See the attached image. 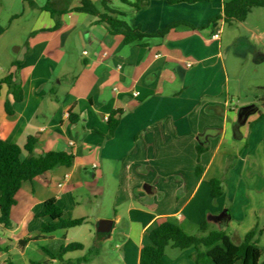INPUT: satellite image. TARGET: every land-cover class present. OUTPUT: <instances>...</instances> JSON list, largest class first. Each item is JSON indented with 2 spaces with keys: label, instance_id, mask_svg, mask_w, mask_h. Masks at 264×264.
<instances>
[{
  "label": "crops",
  "instance_id": "crops-1",
  "mask_svg": "<svg viewBox=\"0 0 264 264\" xmlns=\"http://www.w3.org/2000/svg\"><path fill=\"white\" fill-rule=\"evenodd\" d=\"M122 3H110L116 16L145 34L176 21L205 29L179 25L164 39L127 44L97 17L68 11L54 18L43 10L2 79L11 78L22 98L15 100L9 85L0 84V141L19 145L23 159L64 151L74 162L22 184L11 211L14 227L0 228V263L107 264L104 234L117 264H140L150 230L166 218L187 225L190 235L208 219L210 228L226 231L236 244L257 229L255 241L264 248V110L240 118L235 98L242 73L228 65L235 51L252 65L264 64L260 8L238 23L245 32L225 43L226 23L209 25L224 0H140L139 8ZM116 111L118 124L109 136ZM30 138L38 142L34 154L24 149ZM213 179L223 189L217 199ZM50 199L66 218L86 219L77 227L94 236L90 245L77 239L76 227L42 233L53 222L41 215ZM103 221L109 222L105 233L99 232ZM25 238L32 241L20 247ZM72 242L84 244L77 258L71 252L60 263L46 252ZM193 252L169 248L164 264H194Z\"/></svg>",
  "mask_w": 264,
  "mask_h": 264
},
{
  "label": "trees",
  "instance_id": "trees-1",
  "mask_svg": "<svg viewBox=\"0 0 264 264\" xmlns=\"http://www.w3.org/2000/svg\"><path fill=\"white\" fill-rule=\"evenodd\" d=\"M73 1H77L76 6H72ZM112 0H48L42 10L49 11L54 18L68 11L84 12L91 16L97 17L98 22L105 23L110 32L113 34H122L127 44L146 45L148 39L161 38L179 25H186L192 29L203 30L205 27H195L192 24L183 21L170 23L165 28L160 29L155 34H145L140 27H134L127 24L116 16V11L111 8ZM132 7L139 8V1L129 2ZM170 3H196L203 0H168ZM264 7V0H224L223 11L220 15L215 16L209 25L217 29L219 21L223 20L226 24L233 22L243 23L254 8ZM19 17L16 15L14 18ZM59 26V25H58ZM5 32V27L0 23V36ZM2 82L7 83L11 92L14 94L15 100H20L22 94L18 96L20 91L11 78L7 77ZM258 110L256 106L250 107L248 112ZM8 110V109H7ZM11 112L10 110H8ZM120 113L116 111L109 118L110 133L113 135L118 120L113 117ZM264 114L260 112V117ZM37 140L30 138L25 145V150L29 154H34L37 146ZM199 153L203 152V148H199ZM74 162V155L64 151H49L41 155H34L26 159L22 158V148L13 143L0 141V228L11 230L14 225L11 219V211L17 204V193L21 189L22 184L26 181H32L47 171L55 168L66 166L71 167ZM212 195L215 199L223 195L221 181L213 179ZM42 216L50 217L53 222L46 224L42 228V233H52L57 229H69L81 226L86 222L85 218H66L62 209L55 199L46 201ZM199 234H188V227L183 223H179L173 219L166 218L158 222L150 230L149 238L151 244L145 246L141 250L140 264H164V257L167 249L173 248L181 251L194 249L191 259L194 264H264V248L259 246L255 241L257 229L251 230L244 238L241 244H236L226 231L221 229H212L208 219L198 225ZM37 236L34 239H39ZM32 238H25L19 242L20 247H25ZM84 249V244L72 242L64 245L58 253L46 252L52 260L60 263L65 261L68 253L80 251ZM8 251V248H6ZM8 264H12L8 260ZM48 264V263H35ZM66 264H74L67 261Z\"/></svg>",
  "mask_w": 264,
  "mask_h": 264
},
{
  "label": "rangeland",
  "instance_id": "rangeland-1",
  "mask_svg": "<svg viewBox=\"0 0 264 264\" xmlns=\"http://www.w3.org/2000/svg\"><path fill=\"white\" fill-rule=\"evenodd\" d=\"M33 1L34 4L31 2ZM48 0H0V23L5 27V32L0 36V84H3L2 79L9 73L12 68V60L22 52L21 49L25 48L27 45L30 33L36 27L37 23L42 19L43 10L42 6L46 4ZM135 1V0H133ZM33 4V5H32ZM120 0H113V5L122 6ZM125 8V7H124ZM258 9L264 16V7H259ZM16 15L19 17L14 18ZM252 17L250 19V22ZM250 24V23H249ZM251 25L253 23L251 22ZM261 29H264V19L257 24ZM238 23L233 22L231 24L223 25L224 28V40L225 43H229L235 37L240 35L245 30L238 27ZM227 46V44H226ZM259 53H263V47L258 49ZM228 65L232 71L234 67L237 68L242 73V88L240 89V98L236 97L235 101L241 100L239 107L248 108L251 107L247 102L255 101L256 107L261 111L264 110V64H259L257 66L252 65L249 61L246 62L245 55L240 51H235L234 57L229 59ZM253 79L249 80V76ZM235 80H231V90L235 93ZM261 86V87H260ZM241 109V110H242ZM94 227H92V230ZM77 233V239L84 241L85 244H91L94 236H90L89 232L84 229L76 227L72 231ZM94 232V230H93ZM96 234V233H95ZM105 244H108L106 249V254L104 255L107 260V264H117L115 261V255L110 237L104 234L100 235ZM109 236V235H108ZM108 238V240H107ZM264 245V244H263ZM106 246V245H105ZM100 250V249H99ZM99 250L92 251L94 253L100 252ZM86 253V252H85ZM89 254V255H92ZM81 255V252H74L70 254V257L77 258ZM264 259V258H263ZM110 262V263H109ZM101 264V263H97Z\"/></svg>",
  "mask_w": 264,
  "mask_h": 264
},
{
  "label": "water",
  "instance_id": "water-1",
  "mask_svg": "<svg viewBox=\"0 0 264 264\" xmlns=\"http://www.w3.org/2000/svg\"><path fill=\"white\" fill-rule=\"evenodd\" d=\"M250 107H248V108H243L242 110H241V112H240V118H242V117H244L245 116V119L248 117V114H249V112H248V109H249ZM222 217H224V214H223V216ZM109 224V222L108 221H103L102 222V225L100 226V228H99V232H101V233H105V232H108L109 230H107V229H105V228H103V224Z\"/></svg>",
  "mask_w": 264,
  "mask_h": 264
},
{
  "label": "built area",
  "instance_id": "built-area-1",
  "mask_svg": "<svg viewBox=\"0 0 264 264\" xmlns=\"http://www.w3.org/2000/svg\"><path fill=\"white\" fill-rule=\"evenodd\" d=\"M220 32H221V30L218 29L217 33L215 34V37H218L219 34H220ZM189 66H190V65H189ZM106 119L108 120V118H106ZM0 264H8V262H7V261H4V262H2V263H0Z\"/></svg>",
  "mask_w": 264,
  "mask_h": 264
}]
</instances>
